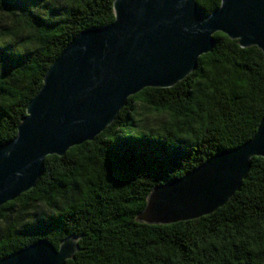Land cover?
Segmentation results:
<instances>
[{
  "label": "trees",
  "instance_id": "trees-1",
  "mask_svg": "<svg viewBox=\"0 0 264 264\" xmlns=\"http://www.w3.org/2000/svg\"><path fill=\"white\" fill-rule=\"evenodd\" d=\"M114 0H0V144L62 50L114 20ZM210 15L221 0H197ZM171 88H145L102 133L44 159L35 187L0 207V259L39 240L78 238L66 264H264V158L215 212L170 225L137 216L156 186L255 135L264 118V55L223 33Z\"/></svg>",
  "mask_w": 264,
  "mask_h": 264
},
{
  "label": "water",
  "instance_id": "water-1",
  "mask_svg": "<svg viewBox=\"0 0 264 264\" xmlns=\"http://www.w3.org/2000/svg\"><path fill=\"white\" fill-rule=\"evenodd\" d=\"M114 20L82 31L48 69L13 139L0 144V207L35 187L44 159L91 141L145 88H171L212 51L223 33L264 55V0H221L212 14L197 0H114ZM254 157L264 158V118L246 143L222 151L172 182L156 186L137 221L170 225L201 218L240 190ZM78 238L47 240L0 264H66Z\"/></svg>",
  "mask_w": 264,
  "mask_h": 264
}]
</instances>
